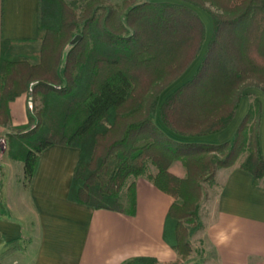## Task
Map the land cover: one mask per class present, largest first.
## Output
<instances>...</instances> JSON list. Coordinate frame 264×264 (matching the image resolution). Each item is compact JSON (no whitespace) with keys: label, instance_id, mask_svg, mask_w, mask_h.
<instances>
[{"label":"trees","instance_id":"16d2710c","mask_svg":"<svg viewBox=\"0 0 264 264\" xmlns=\"http://www.w3.org/2000/svg\"><path fill=\"white\" fill-rule=\"evenodd\" d=\"M109 1L84 0L78 16L63 0H39L38 62H0V126L8 122V103L21 94L42 104L29 114L31 127L8 136V155L23 163L30 183L47 147H76L68 199L95 210L133 215L135 180L146 177L174 200L166 222L179 256L172 264H185L180 260L191 246L183 222L198 220L201 183L241 153L246 156L240 168L254 180L264 178V0H123L118 10ZM197 9L211 20L207 41ZM198 59L191 77L159 104ZM246 96L253 106L232 140L193 141L227 128ZM177 161L185 178L170 172ZM143 263L155 261L127 264Z\"/></svg>","mask_w":264,"mask_h":264},{"label":"crops","instance_id":"0c3cea01","mask_svg":"<svg viewBox=\"0 0 264 264\" xmlns=\"http://www.w3.org/2000/svg\"><path fill=\"white\" fill-rule=\"evenodd\" d=\"M38 24L39 0H0V62L18 58L36 64ZM26 99L30 98L23 93L8 103L9 123L0 126V264L177 261L172 233L166 227L174 200L145 177L135 180L133 215L95 210L68 199L79 158L76 147H47L39 156L32 181L26 182L23 163L8 155L7 142L13 127L29 122ZM234 120L215 134L222 138L216 144L233 139L238 127ZM260 142L264 150V108ZM170 172L178 178L186 176L178 161L171 164ZM214 181L202 219L205 254L185 264H264V178L254 180L235 161L219 169Z\"/></svg>","mask_w":264,"mask_h":264},{"label":"rangeland","instance_id":"374dc122","mask_svg":"<svg viewBox=\"0 0 264 264\" xmlns=\"http://www.w3.org/2000/svg\"><path fill=\"white\" fill-rule=\"evenodd\" d=\"M69 7H71L76 14L79 16L85 6V2L84 0H63ZM142 1L145 0H137V3H141ZM177 0H173V2L175 3ZM123 0H110L109 4L114 8V9H119L122 5ZM54 10V7L50 6L49 8H46L45 14L48 16H51V12ZM196 12H198L200 18L202 19V21L204 22V25L206 27V41L208 40L210 33H211V25H210V19L207 16V14L201 10H196ZM199 59L196 60L194 62V65L192 66V68L190 67V70H188L186 73L183 74V76L177 81L175 82L172 86H170L169 88H167L161 95L160 100H159V104L162 103V101L164 100V98L170 93L172 92L175 88H177L178 86H180L181 84H183L184 82H186L191 75L194 73L196 65L198 63ZM27 96L29 97V95L27 94ZM15 100V99H14ZM40 98H34V100L31 99H26L25 102V106H26V112H27V118L29 121V114L35 115L38 111L39 108L42 107V104L40 102ZM253 106V99L249 96H246L240 105V108L238 110L237 116L234 120V125H239V123L241 122L242 118L244 117V115L246 114V112L248 111V109ZM254 110V107L252 109V111ZM9 115V112H8ZM10 119V118H9ZM9 119L8 122L6 124L9 123ZM109 120L104 122V127H107L109 125ZM253 122V117L252 120L248 121V126H251ZM156 123L160 126V128L165 131L169 136H171V138H173L174 140L177 139L176 135L171 134V132L169 130H167L166 128L163 127V125H161V123L159 122L158 118H156ZM5 124V125H6ZM30 124L27 125H19V126H15L13 127V129L10 131L11 134H16V133H20L24 130H26L27 128L31 127L29 126ZM218 135H211L208 137H205V139H196L193 141H197V142H204L207 144H216L218 141ZM192 141V140H187ZM219 141H222L221 136L219 137ZM246 156V153H241L237 160H236V164L238 163L239 165L243 162L244 158ZM155 170L153 167H149L148 173H154ZM146 178V177H145ZM132 179H130L128 182H130ZM214 179L208 182H203L201 183V194H200V198L198 200V220L195 221L194 219H191L190 221H184L183 225L185 227H188L190 232H189V236H188V241L190 243L191 246V258H189V256L180 262L183 263H189L190 261L193 262L194 258H197L198 256L203 257V255L205 254V240L203 237V213L205 212V208L208 206V199L213 195L214 193ZM124 191L125 189H123L122 193H121V198L124 197ZM196 222H198L197 224H195Z\"/></svg>","mask_w":264,"mask_h":264},{"label":"built area","instance_id":"2783aa9c","mask_svg":"<svg viewBox=\"0 0 264 264\" xmlns=\"http://www.w3.org/2000/svg\"><path fill=\"white\" fill-rule=\"evenodd\" d=\"M0 183H1V174H0Z\"/></svg>","mask_w":264,"mask_h":264}]
</instances>
